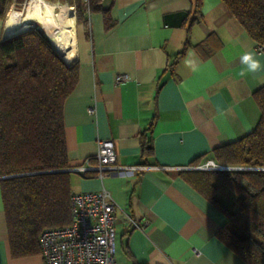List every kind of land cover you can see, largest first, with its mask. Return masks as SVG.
Wrapping results in <instances>:
<instances>
[{"label":"crops","instance_id":"1","mask_svg":"<svg viewBox=\"0 0 264 264\" xmlns=\"http://www.w3.org/2000/svg\"><path fill=\"white\" fill-rule=\"evenodd\" d=\"M97 2L112 28L102 10L86 16V26L77 25L74 14L66 24L75 47L63 60L79 65V84L64 106L70 167L95 165L98 141L111 140L118 166L154 168L103 180L71 173L72 193L110 192L118 206V264H246L216 237L225 216L184 174L256 128L260 109L253 94L264 87V71L240 77L239 56L251 49L264 63V52L221 0H202V19L194 24V0ZM12 33L0 18V42ZM120 75L127 81L117 84ZM0 264H44L41 253L12 257L1 185Z\"/></svg>","mask_w":264,"mask_h":264},{"label":"trees","instance_id":"2","mask_svg":"<svg viewBox=\"0 0 264 264\" xmlns=\"http://www.w3.org/2000/svg\"><path fill=\"white\" fill-rule=\"evenodd\" d=\"M221 1L249 37L264 44V0ZM11 2L0 0V18L5 20ZM63 2L73 13L75 7L77 25L86 26L84 0ZM97 4L90 0V13L102 10L106 27L112 28L109 13ZM201 8L202 0H194L192 24L202 19ZM78 84L79 65L68 66L39 32L0 42V185L13 258L40 254L41 234L70 224L64 106ZM253 96L260 109L254 131L210 156L215 164L237 170H194L184 176L225 216L216 237L246 264H264V87ZM148 144L143 139L145 157Z\"/></svg>","mask_w":264,"mask_h":264},{"label":"built area","instance_id":"3","mask_svg":"<svg viewBox=\"0 0 264 264\" xmlns=\"http://www.w3.org/2000/svg\"><path fill=\"white\" fill-rule=\"evenodd\" d=\"M16 2V1H15ZM16 6V3L14 4ZM74 13L76 15V10ZM84 13L89 16L90 0H84ZM15 10V9H13ZM11 10V11H13ZM257 52H264V44H257ZM127 81V77H116V83ZM89 113L94 114L93 109ZM95 165L86 164L68 169V172L87 176L94 173L103 180L111 173L132 176L136 171L153 169V166L122 167L117 165L114 143L98 141ZM221 167L207 161L199 170L220 171ZM118 206L110 192L104 187L93 193H71V221L66 227L47 229L40 236V249L44 264H118L116 260V212ZM130 225L143 230L141 223L126 216Z\"/></svg>","mask_w":264,"mask_h":264},{"label":"bare ground","instance_id":"4","mask_svg":"<svg viewBox=\"0 0 264 264\" xmlns=\"http://www.w3.org/2000/svg\"><path fill=\"white\" fill-rule=\"evenodd\" d=\"M66 6L51 4L45 0H32L24 12L12 11L6 17V23L13 36L24 32V28L37 23L44 38L64 59L75 47V37L70 27L64 24ZM73 14V13H72ZM72 14H69V18ZM75 15V14H74ZM64 61V60H63Z\"/></svg>","mask_w":264,"mask_h":264},{"label":"clouds","instance_id":"5","mask_svg":"<svg viewBox=\"0 0 264 264\" xmlns=\"http://www.w3.org/2000/svg\"><path fill=\"white\" fill-rule=\"evenodd\" d=\"M186 63L189 66L192 65L191 60L186 61ZM239 64L240 69L238 75L240 77H244L246 75L254 76L264 71V63H262V60L251 49L242 52V54L239 56ZM193 70H195V68H193Z\"/></svg>","mask_w":264,"mask_h":264},{"label":"rangeland","instance_id":"6","mask_svg":"<svg viewBox=\"0 0 264 264\" xmlns=\"http://www.w3.org/2000/svg\"><path fill=\"white\" fill-rule=\"evenodd\" d=\"M16 1V2H15ZM31 1L32 0H23V2L21 3L19 0H12V2L7 6V8H6V16H5V19H6V17H7V15H8V13H10V12H12L11 10H13V9H15V10H13V11H20V12H24L27 8H28V5H29V3H31ZM45 1H47V2H49V3H51V4H59V5H64V6H66V13H65V17H64V24H68V23H70V18H69V14H72L73 12H71V10L70 9H68V7H67V5H66V3H64L63 1L64 0H55V1H49V0H45ZM16 3V6H14V4ZM72 10H74V8L72 9ZM76 10V9H75ZM73 14H75V13H73ZM76 16V15H75ZM34 28V29H31V28ZM39 26H38V24L37 23H34V24H32L30 27H28V28H24V30H28V31H37V32H39V34L40 35H42V33H41V31H40V29L38 28ZM43 36V35H42ZM44 37V36H43ZM61 56V55H60ZM62 57V56H61ZM63 58V57H62ZM222 167V166H221ZM225 168V167H224ZM220 171H222V170H220ZM71 173V172H70ZM74 178H75V174H73L72 175ZM70 182H71V174H70Z\"/></svg>","mask_w":264,"mask_h":264},{"label":"water","instance_id":"7","mask_svg":"<svg viewBox=\"0 0 264 264\" xmlns=\"http://www.w3.org/2000/svg\"><path fill=\"white\" fill-rule=\"evenodd\" d=\"M49 1H55V0H49ZM31 29H34V28L32 27ZM27 31H28V30H27ZM27 31L21 32V33H19V34H15V35H13V36H8V37L5 36V39L15 37V36H17V35H20V34H22V33L27 32ZM5 39H4V40H5ZM50 46H51V45H50ZM51 47H52V46H51ZM54 51L60 56V54H59L56 50H54ZM60 57H61V56H60ZM61 59H62V57H61ZM62 60H63V59H62ZM222 170H237V169L223 168Z\"/></svg>","mask_w":264,"mask_h":264}]
</instances>
